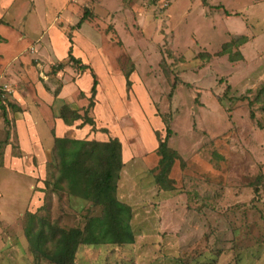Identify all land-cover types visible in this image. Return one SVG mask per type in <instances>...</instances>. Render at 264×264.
<instances>
[{
	"label": "rangeland",
	"instance_id": "rangeland-1",
	"mask_svg": "<svg viewBox=\"0 0 264 264\" xmlns=\"http://www.w3.org/2000/svg\"><path fill=\"white\" fill-rule=\"evenodd\" d=\"M5 1L0 167L27 171L0 169V264H55L28 230H84L104 216L60 171L56 134L88 141L64 149L89 150L80 158L99 173L102 143L118 139L114 195L134 235L80 244L72 264H264V0ZM69 51L97 77L92 101L91 71ZM63 106L80 118L64 123ZM167 130L175 156L157 181Z\"/></svg>",
	"mask_w": 264,
	"mask_h": 264
},
{
	"label": "trees",
	"instance_id": "trees-1",
	"mask_svg": "<svg viewBox=\"0 0 264 264\" xmlns=\"http://www.w3.org/2000/svg\"><path fill=\"white\" fill-rule=\"evenodd\" d=\"M86 17V11L83 12L77 26L79 27ZM70 59L77 63L80 70L90 69L91 71V85H90V100L94 97L96 93V87L98 84L97 77L92 71V68L88 64L82 63L79 58H76L71 51H69ZM51 72L56 73L63 68L61 62L51 66ZM59 89H56L53 94L54 97L58 96ZM92 104L90 103L89 106ZM70 115V116H69ZM59 117L64 120L63 122L70 125V121L67 117L72 118V122L80 118L79 114L73 110H70L67 106H63L60 111ZM82 124L92 125L93 121L89 116H84ZM170 135V130H167V135L165 139L159 141L158 150L161 154L159 163L162 165L160 174L157 176L156 180L160 181L162 176L168 172L172 162L174 160L175 153L168 151L166 147V138ZM55 144L61 145L63 148L60 152V171L66 179H68L71 187H74L76 183L82 182L84 184L82 194L85 197L93 191V202L95 204H100L103 206L104 216L92 217L88 220L84 230L79 228H69L54 229L52 225H48L50 231H46L44 228L45 224L41 225L36 232L28 230L27 238L32 240V245L34 250L39 251L45 258L49 259L55 264H72L75 258L80 244H98V243H129L134 240L133 231L130 227V207L119 200L114 195L115 185L112 179L118 174L121 168L122 162L120 159V142L118 139H113L111 141L103 142L104 148L108 150L109 156L105 158L104 164L105 169L102 173H99L95 169L87 166V163L83 161L86 158H80L82 154L90 157L89 150L84 149H74L68 152L64 149L63 143L65 140H70L65 137L55 136ZM73 141L74 143L81 142L80 144H88V141H80L77 139H72L68 142ZM81 159V161H80ZM115 160V164H113ZM48 234L58 235L55 248L49 254L43 249V242ZM29 236V237H28Z\"/></svg>",
	"mask_w": 264,
	"mask_h": 264
},
{
	"label": "crops",
	"instance_id": "crops-1",
	"mask_svg": "<svg viewBox=\"0 0 264 264\" xmlns=\"http://www.w3.org/2000/svg\"><path fill=\"white\" fill-rule=\"evenodd\" d=\"M6 1L5 0H0V17H4V14H2L1 13V10L2 9H4V3H5ZM10 12V11H9ZM7 14V13H6ZM6 14H5V16H6ZM27 19V16H23V18L21 19V20H26ZM6 27H8V28H10V25L8 26V25H6L5 24V21H3V22H0V36H2V34L3 33H7V30L8 29H6ZM22 37H21V40L23 41L24 39H25V37H27V35H25V34H22L21 35ZM13 38H15V36L13 35ZM28 46H21L20 48H24V49H26ZM58 123H61L63 126H62V128H64L65 127V125L63 124V122L62 121H58ZM58 128V127H57ZM58 137H62L60 134H56ZM27 158H28V156H26ZM5 161V162H4ZM6 161H7V159L5 158V160H4V158H2V163H3V166H2V164H1V166L2 167H0V169H6L7 171H9L10 173H16V174H21V171L22 172H24V171H27V169L26 168H23V170H21L19 173L18 172H16L15 170L16 169H18L19 167H16V166H10L11 164H7L6 163ZM14 164H17L18 162H17V160L15 161V162H13Z\"/></svg>",
	"mask_w": 264,
	"mask_h": 264
}]
</instances>
